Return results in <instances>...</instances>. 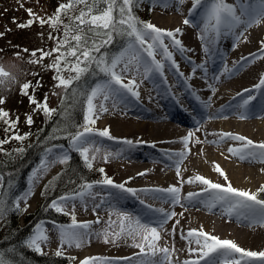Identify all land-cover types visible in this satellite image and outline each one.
Returning <instances> with one entry per match:
<instances>
[{
	"label": "bare ground",
	"instance_id": "obj_1",
	"mask_svg": "<svg viewBox=\"0 0 264 264\" xmlns=\"http://www.w3.org/2000/svg\"><path fill=\"white\" fill-rule=\"evenodd\" d=\"M181 6H187L186 10H182ZM163 10L162 14L155 12L153 15L161 23H154V20V25L170 31L179 28L182 32L177 39L181 40L185 51L169 48L178 69L159 53L155 59L163 64L162 75L152 72L148 78H144L142 68L130 65L129 71L122 74L124 83L135 76L139 85L135 90L139 96L121 92L114 100L104 102L107 112L97 113L102 115V124L113 137L104 139L133 142L130 145L131 152L117 155L111 165L116 172L115 184L124 183L126 188L136 190V194L109 186L104 191L110 194L99 201V208L92 207L91 199L86 197L83 202L85 222L93 223L98 218L102 222L111 219L115 223H109L110 232H119L117 212L154 226L162 216L156 209L174 211L177 215L164 225L160 239L156 241L157 247L169 249L172 264L198 259V252H189V248L198 246L182 239V234L191 229H202L222 240L233 241L241 248H262L264 219H261L259 206L245 214H228L221 204L208 206L209 197L201 193L204 186L182 183L180 177L188 180L201 175L212 182L225 184L224 178L214 170L219 165L228 182L236 189L253 192L264 183V163L246 154V158L241 160L228 149L240 148L243 142L220 139L222 134L229 133L245 137L254 144L264 143V86L257 87L264 74V59L251 58L257 52L254 47L262 40L264 22L236 30L232 29L235 26L232 25L219 31V35L209 34L211 39L202 40L200 37L203 35L205 18L198 25H185L184 20L191 17V6L187 2L184 1L182 5L174 2ZM236 15L240 16L237 12ZM241 20L240 24H247L244 16H241ZM165 43L170 45L171 41L165 38ZM120 67L122 69L124 65ZM245 100H248L247 104H244ZM128 104H134V107L126 109ZM117 114L123 117V123L115 119ZM176 115H182L185 119L176 121ZM190 131L194 133V139L189 141L185 149L182 139ZM197 139L200 143L195 142ZM180 152H187V155L181 159L175 155ZM177 166L180 177L177 176ZM173 185L180 189V204L173 205L167 193L155 191ZM190 192L200 195L191 200L185 199ZM46 235L48 240L42 243L45 244V251L52 252L61 247L60 239L54 236L52 228L46 231ZM140 241L139 236L134 240L131 236L121 234L115 238L116 244L102 250L100 254L107 264H139L141 259L148 264H159L157 258L159 254L161 258L162 253L152 255L145 249V253L141 254L140 249L134 246ZM81 244L79 247L75 243L72 245L82 248L84 245ZM61 249L75 251H70L67 244ZM91 250L97 252L95 248ZM253 263L254 260H248V264Z\"/></svg>",
	"mask_w": 264,
	"mask_h": 264
},
{
	"label": "snow or ice",
	"instance_id": "obj_2",
	"mask_svg": "<svg viewBox=\"0 0 264 264\" xmlns=\"http://www.w3.org/2000/svg\"><path fill=\"white\" fill-rule=\"evenodd\" d=\"M138 2L139 0H67V3H61L54 16L49 17L47 20L36 17L31 9L27 10L29 16L39 20L41 25L49 23L55 28L58 24L62 23V13L68 14L72 10H75L77 5L84 6L79 9V15L70 16V23L64 25V38L58 39L56 46L53 47L51 51L38 49L32 51L31 56L35 57L36 52L39 51L41 54L40 59L42 60L44 57L53 55V53L58 54L55 56L53 63L48 67L54 68L57 73L53 77V79L58 82L55 86H62L65 89V96L61 98V103L66 101L67 89L72 85L73 81L79 80L80 77L89 70V67L92 64H95L99 71L109 77V79L98 83L90 90V92L85 93L86 107L84 124L74 133H69L68 136L70 148L79 152L86 166L89 168L92 167V159H95V153L100 151L99 148H92L94 142L91 140V137L97 135L113 139L108 128L97 129L94 127L99 118L97 113L108 111L104 102L109 99L114 100L121 94V92L130 93L133 97L139 96L138 91L135 90L139 86L136 82L135 76L128 79L127 83H124L122 73H127L130 65H135L137 69H143L142 75L144 78H148L149 74L152 72H159L162 75L163 64L155 59L156 55L159 53L163 59L172 61V66L178 69V65L173 60V53L169 48L172 47L181 52L185 51L181 40L177 39L178 35H182L179 28L171 31L160 29L150 22L138 20V18L133 15L132 8ZM183 2L184 0H178V3ZM200 3L201 0H193V9H195ZM101 5H104V7H101ZM260 5V10L247 21L248 26H251L254 22L258 23L260 19H264V0H260ZM191 11L192 10H190V12ZM243 14V10H241V15ZM13 22H15V19H13ZM32 23L33 19H29L26 24H19L18 27H28L31 26ZM189 23L190 21L188 19L184 20L185 25ZM240 23H242L241 16L236 15V9L233 6L224 4L223 0H209V7L205 12L203 35H201L200 38L202 40L211 39L209 34L219 35L222 25L231 27L232 25H239ZM88 33H91V36H89ZM2 35L3 33H0V36ZM114 35L127 36L129 38L127 46L122 49L120 53L110 58L104 54L99 56L95 55L94 53H99L101 48L112 42ZM241 35H243V33H241ZM69 36H71L72 41H75V44L69 42ZM49 38L53 39L51 35ZM165 38H168L171 41L170 45L165 43ZM89 41H91V43H89ZM66 45L67 50L64 51ZM261 45V51H264V41L261 42ZM22 51L26 52L28 50L22 49ZM205 51H207L206 45ZM144 54H146V57ZM17 55H19V53H17ZM67 57L75 58V62L71 63L70 68V62ZM62 61L64 62V68L75 72V76H69L66 79L60 74L64 70L61 68ZM30 62L35 63L36 61L33 60ZM120 64H123L124 67L120 69V71H117V67ZM200 67L203 66L201 65ZM8 78L14 79V77H11L10 72H8L3 65H0V84H3ZM39 84L40 82L37 81V87ZM260 86H264V74H262L260 83L257 85V87ZM29 88L30 83H24L21 86V94L28 95ZM73 95H75V91L73 92ZM98 97H102L99 105L94 103V100ZM28 98L29 103L35 104L36 110H42L45 116H48L55 111V109H50L48 107L47 96H45L43 102H38L35 97L31 95H29ZM3 103H5L4 98H0V105ZM247 103L248 100H245L244 104ZM0 122H3L6 125L5 131L8 132L9 130L15 129L16 124L19 122V117H17L15 121L10 120L9 113L0 108ZM26 123L29 125L32 124V117L30 115H26ZM197 131H199V129H197ZM26 136L27 134L21 136L14 133L12 136L0 140V151L3 150L2 146L4 143L10 142L12 139L23 141ZM193 136L194 133L190 131L187 136L183 137L182 143L184 144L185 149H187L189 140ZM224 138L243 142L240 148L230 147L228 149L230 153L238 155L241 160L245 159L247 155L253 159H259L260 162L264 163V143L254 144L253 141L247 140L245 137L232 136L229 133L222 134L220 139L223 140ZM124 142L129 145L133 143L130 140ZM195 142L200 143L198 139ZM85 145L89 146L86 147ZM90 150L93 151L91 158L89 156ZM14 151H23V149H15ZM51 154H53V149H46L45 156L41 159L40 165L33 171L34 180L38 173L47 170L49 165L47 157ZM110 155V153H106L105 160H107ZM175 155L182 159L187 155V152H180ZM68 159L69 155L64 152H61L57 156L58 162L62 164L66 163ZM52 162L55 163L57 161ZM214 170L224 178L226 182L225 184L212 182L201 175H196L188 180H183V178L180 177L179 166H177V176L180 177L182 183H199L204 186L201 189V193L207 194L209 197V207L221 204L226 208L228 214H231L232 212L245 214L246 212H251L256 206H259L261 219H264V200L258 198L259 192H264V185H262L256 193L239 190L228 182L226 174L219 165H216ZM99 171L102 174L104 173L103 168H100ZM262 171H264V169H262ZM139 175H144V173H140ZM0 181H2V177H0ZM96 183L112 186L132 193L133 195L136 194V190L126 188L124 183L115 184L113 179L106 175L102 180L97 181ZM0 187H2V183H0ZM92 187V184H83L80 186L79 190L61 196L58 200L52 201L49 206L57 212H65L64 205L67 204V202L75 201L76 199L83 201L86 196L92 195ZM155 191L167 193L173 205L181 203V198L179 196L180 189L174 185L169 186L167 189H157ZM197 195L200 194L190 192L185 199L191 200ZM14 206L19 210V200L15 202ZM99 207V204L95 206V208ZM95 208L93 209L94 212ZM156 211L161 213L162 216L156 221L154 226L152 224H143L139 219L127 214L115 213L119 220L120 230L119 232L114 233L112 240H109L107 234H105V243L115 242V238L119 237L121 234L131 236L134 240L139 236L141 237V241L135 243L134 246L140 249L141 254L145 253V249H147L152 255L162 253L159 264H164L165 261H167L168 264H172L169 249L167 247H157L156 241L160 239V232L163 230L164 225L177 214L174 211H165L163 208L156 209ZM2 214L3 210L0 208V215ZM65 214L68 213L65 212ZM96 222H100L99 218ZM90 223L91 222L78 223L75 216L72 215V223L70 225L58 228L61 247L57 249L55 255H62L61 248L64 244L71 246L75 243L76 246H79L84 238L89 235L88 232L81 231V229H88ZM109 223L112 224L115 222L110 219ZM176 224H179L178 220L176 221ZM182 239L187 240L190 245L194 242L198 246V248L195 249L189 248V252L199 253L198 259L192 261L186 260L183 264H200L201 261H203L204 264H248V258L259 259L264 262V251L256 252L242 249L235 242L222 240L214 235L208 234L202 229L199 231L191 229L186 234H182ZM47 240L48 237L45 231L38 226L33 236L27 241V246L36 252H41V244L47 242ZM235 254H239V256L237 257ZM0 264H5L2 255H0ZM81 264H105V262L100 258L88 257L82 260ZM139 264H148V262L141 259ZM151 264H156V262H151Z\"/></svg>",
	"mask_w": 264,
	"mask_h": 264
},
{
	"label": "rangeland",
	"instance_id": "obj_3",
	"mask_svg": "<svg viewBox=\"0 0 264 264\" xmlns=\"http://www.w3.org/2000/svg\"><path fill=\"white\" fill-rule=\"evenodd\" d=\"M191 6V17L189 19L190 24H199L205 18L206 9L209 7V1L201 2L195 9H193V1L192 0H184ZM174 2H178V0H151L150 4L147 5L145 1H140L139 6L144 9L148 7L149 9V16L146 22H150L154 25V23L159 24L160 22L154 19L153 15L155 12H164V7L170 5ZM61 3H67V0H0V33H3L0 36V65H3L4 68L10 72L12 78H8L5 80L3 84H0V98H4L5 103L0 105V108L4 109L9 113V119L15 121L17 117H19V122L16 124L14 130H9L8 132L5 131L6 125L3 122H0V140H4L6 137L12 136L14 133L19 134L21 136L27 134L26 138L23 141H18L12 139L10 142L11 144L16 145H25L29 143L33 139V137L29 134L30 129L35 125V121L41 117L42 110H36L35 104L29 103L28 96H34L38 102H43L45 96H47V104L50 109H53L57 106L58 100L62 94L63 87H56L55 85L58 83L53 82L50 80L51 74H46L47 70H45V63L50 56L44 57L42 60L40 59V52H36V56L32 57L31 52L42 49L44 51H51L53 47H55L57 41L54 35L53 30L49 27V23H45L43 25L40 24L39 20L35 19L34 17H30L28 13V9H31L32 12L35 14L36 17L43 18L47 20L49 17L54 16L58 6ZM223 3L226 5L232 4L235 6L236 12L240 16H244L248 21L251 19L259 10H260V0H223ZM158 4V5H157ZM22 5V6H21ZM182 5V3H179ZM187 6H181L182 10H186ZM241 10H243V15H241ZM15 19V22H13ZM29 19H33V23L31 26L28 27H18L19 24H26ZM156 20V22H154ZM263 21L264 19H260L259 22ZM154 22V23H153ZM247 23V22H246ZM161 24V23H160ZM248 24V23H247ZM247 24H239L232 26V29H241L244 26H248ZM257 23H252L251 26L256 25ZM227 28V26H221V30ZM231 29V30H232ZM187 30V28H186ZM53 37L50 39L49 37ZM264 41V29L262 40H260L257 45L254 47L256 55H251L253 60H258L260 58L264 59V51H261V42ZM127 46V45H126ZM125 46V47H126ZM124 47V48H125ZM123 48V49H124ZM22 49H27L28 51H22ZM121 52V51H120ZM119 52V53H120ZM263 52V53H262ZM19 53V55H17ZM146 57V54H144ZM53 56V55H51ZM35 60L36 62H30ZM195 64V61L193 62ZM121 64L118 65L117 71H120ZM123 74V73H122ZM37 81L40 82L39 86L37 87ZM30 83V88L28 89V95L21 94V86L24 83ZM102 99V97H98L94 100L95 104ZM134 107V104H128L126 109H131ZM26 115H30L32 117V124L29 125L26 123ZM99 118L94 125L97 129L107 128L104 127L102 124V115H98ZM116 120L122 121L123 117L120 115H116ZM3 132L6 133L3 136ZM194 139V137L190 138V142ZM91 140L94 142L92 148H99L100 151L95 153V159H92V168H103L106 176L113 179L115 183L116 172L114 167L111 163L117 159V155L125 152H131L130 145L128 146L127 143L124 141L121 142H113L111 140H106L104 137H100L97 135H93ZM86 147L89 145H85ZM48 149H53V154L49 155L47 158L49 160V165L46 171H42L38 173L35 180L33 179V171L38 168L40 162L36 167H34L27 175V189L24 190L16 199L19 200V207L25 208V211L28 213L33 212L39 203L42 200V195L40 193V188L42 184L59 168H61L65 163H59L57 160V156L61 153H67L70 155L68 149L64 146H52ZM110 153L111 155L105 160V154ZM93 155V151L90 150L89 156ZM45 154L42 156V158ZM52 161H57L53 163ZM1 177V176H0ZM3 180V178H2ZM2 183V181H0ZM93 187L91 189L92 195L86 196L91 199L92 207L99 204V201L104 199V196H108L109 191H104L108 188V185H103L99 183L92 184ZM264 185L260 184L253 190L252 193L258 192L261 186ZM259 196L264 197V192H259ZM85 197V198H86ZM84 198V199H85ZM84 200L81 201L80 199H76L75 201H69L67 204L64 205L65 212L74 215L77 218L78 223L85 222L86 210L84 208ZM74 210H77L75 213ZM97 221V220H96ZM94 221L90 223V227L88 229H81V231L88 232L89 235L86 236L82 242V248H78L74 245H68V249L72 252H67L62 250V254L74 256L77 261L84 260L85 258L92 257V258H100L102 261L107 264L105 258H102V250L108 249L109 246L112 244H116V242H108L105 243V234H107V238L109 240L113 239L114 231L110 232L111 228L109 226L108 220H102L97 223ZM24 218L20 219L19 223H24ZM88 222V221H86ZM40 226L46 233V231L50 230L51 228L54 230V236L59 238L58 228L61 225L55 224L48 220L41 221L37 227ZM68 226V225H63ZM219 231V230H218ZM110 232V235H109ZM214 232V231H213ZM216 232V231H215ZM49 244V243H48ZM117 246V245H116ZM45 244H41L42 252L50 254L57 251V249L53 250L52 252H47L44 250ZM247 247V246H246ZM91 248H95L94 251H97L99 254H95L97 252H92ZM82 249L83 251H80ZM245 250L250 251H264V247H247L242 248ZM85 253V254H82ZM159 257L157 258L159 261L161 260ZM237 257L239 254H235ZM162 257V256H161ZM254 260L253 264H264L259 259H252L248 258V260ZM80 262V261H79ZM164 264H168L167 261ZM200 264H204L203 261Z\"/></svg>",
	"mask_w": 264,
	"mask_h": 264
},
{
	"label": "trees",
	"instance_id": "obj_4",
	"mask_svg": "<svg viewBox=\"0 0 264 264\" xmlns=\"http://www.w3.org/2000/svg\"><path fill=\"white\" fill-rule=\"evenodd\" d=\"M140 1H145L147 5L151 2V0ZM139 2L132 8V13L138 20L146 22L149 9L148 7L142 9ZM83 7V5H77L76 9L68 14L62 13V23L55 28L49 24L56 41L64 38V25L70 23V16L79 15V9ZM88 35L91 36V33ZM68 39L71 44H75V41L71 40V36ZM128 40L127 36L114 35L110 44L105 45L99 53L94 54L97 56L104 54L110 58L118 54L127 45ZM66 50L67 45L64 48V51ZM56 55L58 54L53 53V56H50L45 63L46 74H51L50 80L53 82H56L53 77L57 73L54 68L48 66L53 63ZM67 59L70 62V68L71 63L75 62V58L67 57ZM61 68L64 70L60 74L66 79L76 75L75 72L64 68L63 61ZM107 79L109 77L99 71L95 64H92L89 70L79 80L73 81L67 89V99L64 103H61V98L65 96V89L62 91L57 106L53 108L55 111L48 116L42 112L41 117L35 121V125L30 129L29 134L33 139L29 143L22 146L8 142L3 144V150L0 151V176L3 178L2 187H0V208L3 210V214L0 215V255H2L5 264H74L73 256L64 254L56 256L55 253L36 252L27 246V241L35 232L36 224L41 219L48 218L59 223L72 222L70 215L57 212L49 206L52 201L79 190L83 184L100 181L106 175L105 172L102 174L99 171L101 167L93 169L86 166L79 152L70 148L68 136L69 133H74L84 124L85 93L90 92L98 83ZM74 91L75 95H73ZM2 134L3 136L6 135L5 132ZM55 144H63L69 149L68 161L42 184L40 188L42 200L33 212H26L24 207H19L17 210L14 206L16 198L27 188L26 177L29 171L40 162L45 150ZM20 148L23 151H14ZM261 199L264 200V197ZM22 217L25 222L19 223Z\"/></svg>",
	"mask_w": 264,
	"mask_h": 264
}]
</instances>
